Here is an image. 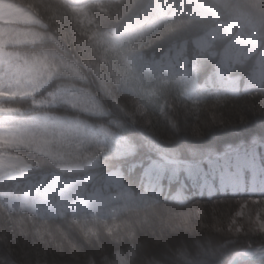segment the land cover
I'll list each match as a JSON object with an SVG mask.
<instances>
[{
  "label": "snow or ice",
  "instance_id": "snow-or-ice-1",
  "mask_svg": "<svg viewBox=\"0 0 264 264\" xmlns=\"http://www.w3.org/2000/svg\"><path fill=\"white\" fill-rule=\"evenodd\" d=\"M42 3L48 19L61 22L70 20L79 35L103 49L106 63L110 59L121 63L125 72L120 79L126 83L135 82L141 89L148 81L150 87L144 90L153 93L166 88V79H161L158 87L151 85L154 79L162 77L173 67V58L168 56L145 63L131 48L132 36L136 32L102 31L96 12H109L105 0H42ZM27 23L37 27L9 31L0 26V180L16 177L29 166L21 157L5 151L6 148H16L24 143L39 145L51 142L44 132L37 133L20 126L19 121L24 115L22 101L31 98L33 107L54 106L62 102L78 111H89L90 105L95 107L94 100L75 92L57 91L50 93L47 100L35 98V88L30 85L34 84L41 67L46 69L48 65L26 50L44 39L55 40L56 36L47 31L49 25L39 13H29ZM126 43L129 45L127 53L123 50ZM198 44L202 48L208 47L207 40ZM179 55L177 53V57ZM97 75H101L99 70ZM184 86L186 99L206 100L210 90L214 89L217 100L205 112L207 118L202 122L198 118L202 109L197 103L192 110V114L197 116L196 123L188 129L181 127L178 117L169 118L165 107L161 114L165 116L171 133L167 142L129 136L135 122L126 115L111 121L116 128L128 129L124 135H116L110 127H101L99 133L112 141L111 153L117 157L127 158L133 152L138 156L142 146L148 145L145 158L133 163L142 171L149 186L155 190L167 177L175 203L181 207H192L189 202L193 201L197 214L202 218L209 211L205 202L207 198L208 202L213 203L211 211L214 220L220 222L218 227L221 234L229 240L232 237L246 240V252H241L238 245H229L228 255L237 254L235 264H264V105L261 103L264 100V71L247 72L242 78H235L217 66L212 74L193 76L186 72ZM253 92L257 96L249 99V94ZM220 97L232 98L233 108L237 109L236 121L231 127L232 138L229 139H219L221 135L209 134L210 130L227 124L223 116L215 113V109L221 105L227 106V101ZM153 110H159L158 103ZM78 127L76 123L70 131H76ZM62 139L63 133L57 140ZM93 156L89 154V158ZM118 175L113 172L109 179L118 183ZM122 195L125 199L131 198V193ZM82 204L86 202H76L74 211ZM221 205L226 207L217 214ZM92 208L95 210V205ZM86 254L94 256L96 264H102V253ZM255 257L260 259L256 260ZM71 264H83V261H72Z\"/></svg>",
  "mask_w": 264,
  "mask_h": 264
},
{
  "label": "clouds",
  "instance_id": "clouds-1",
  "mask_svg": "<svg viewBox=\"0 0 264 264\" xmlns=\"http://www.w3.org/2000/svg\"><path fill=\"white\" fill-rule=\"evenodd\" d=\"M207 2L210 7H215L213 0ZM105 4L109 9L107 14L96 12L100 29L108 33L136 32L132 36L131 48L145 63L168 57L172 43L179 38L175 29L184 22L178 14L184 12L190 15L192 8L188 0H105ZM2 8L5 17L12 14L22 18L21 21L2 25L5 30L36 28L27 20L29 13H39L49 25L47 31L56 36L55 40L44 39L26 50L48 65L46 69L41 67L34 84L30 85L35 88V98L47 100L50 93L75 92L94 100L95 107L90 105L89 111H78L58 102L54 106L70 110L65 115H58L53 106L33 107L31 98L21 102L24 115L19 121L20 126L37 133L44 132L51 142L39 145L24 143L5 149L21 157L29 166L16 176L20 178L19 189L0 196V218L15 221L19 217L21 221L30 223L38 234L54 227L59 229L63 224L77 228L93 222L100 225L103 221L91 215L90 209L105 197L103 185L111 173L119 170L123 176V190L131 193L123 211L145 217L155 216L157 219L183 217L187 220V214L180 212L172 199L174 193L171 189L159 195L142 192L133 184L132 173L124 163L112 159L107 146L98 138L101 127H110L112 120L123 115L114 97L126 107L129 105V83L120 79L125 72L121 63L115 59L106 63L103 49L79 35L70 20L48 19L42 0H5ZM230 42L226 36L220 40L225 49ZM128 48L126 43L125 53ZM220 51L223 53V49ZM216 54L215 51L209 52L205 62L210 63L209 57ZM226 55H221V60ZM258 55L264 66V51ZM97 70L101 74L99 77ZM178 73L179 70L172 67L162 77L154 79L151 86L158 87L161 79H166L165 89H178ZM261 103L264 105V100ZM76 123L78 130L70 131ZM62 133L63 139L58 141ZM90 153L94 154L92 158H89ZM76 202L86 204L74 211ZM219 223L216 221L213 225L218 232L221 231Z\"/></svg>",
  "mask_w": 264,
  "mask_h": 264
},
{
  "label": "trees",
  "instance_id": "trees-1",
  "mask_svg": "<svg viewBox=\"0 0 264 264\" xmlns=\"http://www.w3.org/2000/svg\"><path fill=\"white\" fill-rule=\"evenodd\" d=\"M0 2L3 4L5 0ZM188 3L192 5L191 14H178L184 22L175 29L179 38L172 43L167 53L173 58V68L179 70L178 89L157 90L153 93L144 90L150 87L148 81H145L144 89L130 81L127 90L129 105L126 107L120 99L114 97L123 115L130 116L135 122L129 136L167 142L171 133L165 116L161 114L165 107L168 117H178L181 127L185 129L196 123L197 116L192 114V110L197 103L202 109L198 114L199 120L202 122L207 118L205 112L217 100L215 90H210L206 100L186 99V72L193 76L212 74L220 66L229 76L242 78L247 72L264 71L258 55L264 51V0H213L215 7H210L207 0H188ZM21 20L0 18V26ZM221 33L231 41L226 49L220 43L223 38ZM204 40L208 42L206 48L198 44ZM213 51L217 53L216 56L209 57L211 62L206 63L205 57ZM177 53H180L178 57ZM224 53L227 55L221 60ZM256 96L257 93H250L249 99ZM220 99L227 101V106L221 105L215 109V113L223 116L227 124L210 130L209 134L221 135L219 139H229L232 138L231 127L236 121L237 109L233 108L232 98ZM157 103L159 110L154 111L153 107ZM53 109L58 115L70 111L59 105L53 106ZM110 128L116 135H124L128 131L114 125ZM98 138L110 149L112 159L123 161L125 168L132 173L133 184L142 192L156 195L169 189L173 192L167 177L153 190L137 164L133 163L134 160L145 158L148 145L142 146L138 156L133 152L127 158L117 157L111 153L112 141L102 133H98ZM116 172L119 174L118 183H113L108 177L102 187L105 197L101 198L99 204H95V210L90 209L91 215L103 221L100 225L93 222L77 228L63 224L59 229L54 227L38 234L30 223L21 221L19 217L15 221L0 218V264H71L72 261L96 264V258L86 252L102 253V264H214L216 261L227 264L236 254L228 255L229 245H238L240 251L247 249L243 237L226 239L213 226L216 223L211 211L213 203L208 202L207 198L205 202L209 211L206 217L210 218L209 227L202 224V221L198 222L202 217L197 214L193 201L189 202L192 207L176 204L180 212L187 214V220L183 217L157 219L155 216L145 217L123 211L126 199L122 194L127 192L123 190V176L119 170ZM19 187V177L0 181V196L18 190ZM196 199L199 200V197ZM225 207L221 205L217 214Z\"/></svg>",
  "mask_w": 264,
  "mask_h": 264
},
{
  "label": "rangeland",
  "instance_id": "rangeland-1",
  "mask_svg": "<svg viewBox=\"0 0 264 264\" xmlns=\"http://www.w3.org/2000/svg\"><path fill=\"white\" fill-rule=\"evenodd\" d=\"M2 3L0 2V18L1 19H6V20H13V19H22L19 15H12V14H9L7 17H5V13H4V10H3V8H2ZM97 204H99V202L98 203H96V205ZM202 221V224H207V226L206 227H209L210 226V218H208V217H203V218H200L199 220H198V222H201ZM228 264V263H227Z\"/></svg>",
  "mask_w": 264,
  "mask_h": 264
},
{
  "label": "bare ground",
  "instance_id": "bare-ground-1",
  "mask_svg": "<svg viewBox=\"0 0 264 264\" xmlns=\"http://www.w3.org/2000/svg\"><path fill=\"white\" fill-rule=\"evenodd\" d=\"M246 251H247V249L244 250V251H242V252H246ZM236 257H237V254L235 255L234 259H236ZM249 258H252V257H249ZM255 258H256V257H255Z\"/></svg>",
  "mask_w": 264,
  "mask_h": 264
},
{
  "label": "water",
  "instance_id": "water-1",
  "mask_svg": "<svg viewBox=\"0 0 264 264\" xmlns=\"http://www.w3.org/2000/svg\"><path fill=\"white\" fill-rule=\"evenodd\" d=\"M236 259L234 260V263H235Z\"/></svg>",
  "mask_w": 264,
  "mask_h": 264
}]
</instances>
